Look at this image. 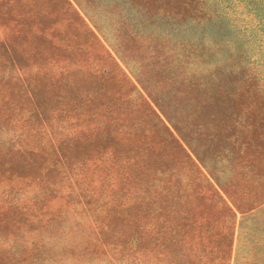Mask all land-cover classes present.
<instances>
[{
    "label": "rangeland",
    "instance_id": "1",
    "mask_svg": "<svg viewBox=\"0 0 264 264\" xmlns=\"http://www.w3.org/2000/svg\"><path fill=\"white\" fill-rule=\"evenodd\" d=\"M138 123L217 189L235 249L231 200L264 202V0H0V264H199L197 237L185 262L138 229L110 147Z\"/></svg>",
    "mask_w": 264,
    "mask_h": 264
},
{
    "label": "trees",
    "instance_id": "2",
    "mask_svg": "<svg viewBox=\"0 0 264 264\" xmlns=\"http://www.w3.org/2000/svg\"><path fill=\"white\" fill-rule=\"evenodd\" d=\"M162 126L168 129L164 123ZM152 133L154 131L146 129L144 123H138L129 126L128 133L119 131L121 139L116 138L117 144L110 146L118 148L119 156L115 158L126 180L135 177L128 185L131 197L127 200L135 206L140 223L138 229L144 232L142 219L147 218L151 232L146 231L152 233L151 241L153 239L164 247L162 252L171 243H180L182 253L178 254L185 262L192 252L186 239L197 237L199 245L192 254L198 258L199 264H264V202L258 201L245 211L244 200L239 204L229 196L234 207L241 206L239 210L242 214L238 243L233 249L236 221L232 209L193 165L192 171H183L177 161L181 158L178 147L183 149L180 142L176 141L177 147L175 143ZM212 179L218 189L227 195L219 180ZM216 198L218 201L214 205L221 210L213 212L210 202Z\"/></svg>",
    "mask_w": 264,
    "mask_h": 264
}]
</instances>
